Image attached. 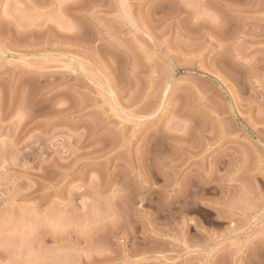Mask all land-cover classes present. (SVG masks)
<instances>
[{
	"label": "rangeland",
	"instance_id": "1",
	"mask_svg": "<svg viewBox=\"0 0 264 264\" xmlns=\"http://www.w3.org/2000/svg\"><path fill=\"white\" fill-rule=\"evenodd\" d=\"M0 264H264V0H0Z\"/></svg>",
	"mask_w": 264,
	"mask_h": 264
}]
</instances>
